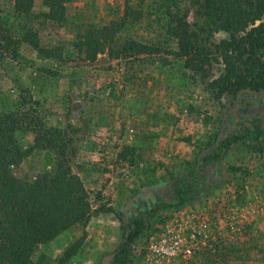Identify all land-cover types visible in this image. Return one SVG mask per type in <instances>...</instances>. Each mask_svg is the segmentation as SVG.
Instances as JSON below:
<instances>
[{
    "label": "rangeland",
    "instance_id": "1",
    "mask_svg": "<svg viewBox=\"0 0 264 264\" xmlns=\"http://www.w3.org/2000/svg\"><path fill=\"white\" fill-rule=\"evenodd\" d=\"M174 4L70 0L59 22L47 17L42 0H34L26 14L15 10L14 0H0V17L11 33L22 39L32 31L38 40V46L23 41L19 59L0 63V108L11 106L19 85L28 87L46 123L76 138L73 166L85 186L124 213L121 220L114 211L94 209L85 226L74 225L39 245L35 260L112 264L129 220L157 202H175L177 186L191 176L194 190L187 202L163 207L150 219L132 247L130 264H147L152 246L172 234L192 239L195 249L189 259L171 264H264V136L234 143L195 174L205 156L218 151L219 136L244 129L233 124L232 107L240 98L228 93L212 98L173 53L177 41L168 30ZM107 24L118 27L116 48L135 40L161 52L153 58H114L105 52L88 60L77 45L79 36ZM18 140L30 147V135L19 133ZM55 168L50 151L34 148L14 172L34 180ZM148 191L155 200L135 198ZM70 246L76 250L67 258Z\"/></svg>",
    "mask_w": 264,
    "mask_h": 264
},
{
    "label": "trees",
    "instance_id": "2",
    "mask_svg": "<svg viewBox=\"0 0 264 264\" xmlns=\"http://www.w3.org/2000/svg\"><path fill=\"white\" fill-rule=\"evenodd\" d=\"M42 1L48 18L65 20L70 0ZM174 2L168 30L177 41L173 53L184 61L193 80L200 82L215 100L226 93L253 95L264 90V0ZM14 5L18 13L26 14L32 10L34 0H14ZM117 31L113 24L88 28L77 45L90 61L105 52L114 58H153L161 52L159 47L135 40L116 48ZM218 33L225 35L218 37ZM23 41L38 46L34 32L27 31L22 39L18 38L0 17V63L19 59ZM217 65L220 72H216ZM19 133L30 135L29 148L20 145ZM263 136L264 127L251 126H245L243 134L228 135L219 142L217 152L205 156L195 174L200 175L208 161L220 160L224 150L234 143L246 138L257 141ZM34 148L54 155L55 171L44 172L34 180L20 179L14 167ZM76 155L74 135L66 128L48 125L40 101L28 87L19 85L11 106L0 108V264H45L43 257L33 258L36 248L74 225L85 226L94 209L114 211L124 219L123 211L112 210L99 191L85 186L74 170ZM190 177L177 186L175 202H157L144 215L129 220L128 231L123 232V240L113 252L112 264H130L133 245L161 208L187 202L194 190ZM75 250L74 246L68 247L65 257Z\"/></svg>",
    "mask_w": 264,
    "mask_h": 264
},
{
    "label": "built area",
    "instance_id": "3",
    "mask_svg": "<svg viewBox=\"0 0 264 264\" xmlns=\"http://www.w3.org/2000/svg\"><path fill=\"white\" fill-rule=\"evenodd\" d=\"M192 239L178 234L169 235L152 246L147 264H171L174 260H187L194 253Z\"/></svg>",
    "mask_w": 264,
    "mask_h": 264
},
{
    "label": "crops",
    "instance_id": "4",
    "mask_svg": "<svg viewBox=\"0 0 264 264\" xmlns=\"http://www.w3.org/2000/svg\"><path fill=\"white\" fill-rule=\"evenodd\" d=\"M263 91L262 93H260ZM259 91L257 94L264 95V90ZM237 96L240 98L236 106L232 107L235 114L233 119V124L242 125L244 129L245 126L251 127H264V109L262 105L258 102L256 96L252 95H241L238 93ZM264 98V96H263ZM244 103V104H243Z\"/></svg>",
    "mask_w": 264,
    "mask_h": 264
},
{
    "label": "water",
    "instance_id": "5",
    "mask_svg": "<svg viewBox=\"0 0 264 264\" xmlns=\"http://www.w3.org/2000/svg\"><path fill=\"white\" fill-rule=\"evenodd\" d=\"M249 91V90H248ZM263 91H261L260 93H262ZM227 137V136H226ZM222 136H219V138H218V140H217V142H216V145L218 146V144H219V142L222 140V139H224V138H222ZM150 196L151 198H152V200H155V196H154V194L151 192V191H148L147 193H145V194H141V193H138V194H136V196H135V198H138V197H141V196H144V197H147V196ZM128 206H130L129 204H128ZM111 259H112V261H113V254H112V256H111Z\"/></svg>",
    "mask_w": 264,
    "mask_h": 264
},
{
    "label": "flooded vegetation",
    "instance_id": "6",
    "mask_svg": "<svg viewBox=\"0 0 264 264\" xmlns=\"http://www.w3.org/2000/svg\"><path fill=\"white\" fill-rule=\"evenodd\" d=\"M252 93H253V92H252ZM255 93H256V92H255ZM261 95H262V94H261ZM261 95L256 93V94H253L252 96H253V97L256 96V97H257V98H256L257 100L259 99L258 102L263 106L262 109H264V98H263L264 95H263V96H261ZM205 169H206V168H205Z\"/></svg>",
    "mask_w": 264,
    "mask_h": 264
}]
</instances>
